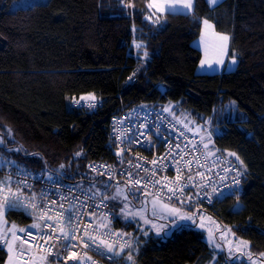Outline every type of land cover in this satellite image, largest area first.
I'll use <instances>...</instances> for the list:
<instances>
[{"label": "trees", "instance_id": "trees-1", "mask_svg": "<svg viewBox=\"0 0 264 264\" xmlns=\"http://www.w3.org/2000/svg\"><path fill=\"white\" fill-rule=\"evenodd\" d=\"M13 1L0 0V136L6 141L0 153L16 166L77 186L100 182L87 166L114 160L109 144L115 114L140 103L180 105L176 115L183 111L217 129L214 145L235 153L244 171L239 193L207 212L248 240L253 258L264 260V0H223L215 7L195 0L192 13H156L152 19L151 0H48L12 11ZM204 19L231 36L234 71L198 73L203 53L194 42ZM90 94L103 101L96 111L71 107L72 98ZM6 218L20 227L32 222L19 210ZM120 222L116 228L135 229ZM137 239L131 252L138 264L213 257L194 227ZM7 257L0 244V264Z\"/></svg>", "mask_w": 264, "mask_h": 264}, {"label": "built area", "instance_id": "built-area-1", "mask_svg": "<svg viewBox=\"0 0 264 264\" xmlns=\"http://www.w3.org/2000/svg\"><path fill=\"white\" fill-rule=\"evenodd\" d=\"M87 96L89 95L72 98L71 107L80 111L94 112L102 106V99L96 97V107H87L88 101L81 100V97ZM165 109L160 104L140 103L123 108L113 116L110 124L109 146L114 154V160H97L87 166L90 173L107 181L108 189L98 192L92 199H89L88 197L93 193L89 189L61 180L52 173L27 170L30 173L27 179L30 188L23 190L25 197L35 194L36 203L43 202L50 205L51 201L56 200L64 203L65 207L68 206V201H61V196H67L70 200L73 197H79V201L73 200V203L80 209L77 215L81 225H88L89 231L101 219H104L106 224L112 220L110 199L101 201V196L110 197L118 188H123L125 194L129 193L131 181L137 179L141 180V184L137 186L141 190L132 189L135 191V196L129 194L128 199L138 207L146 206L152 198H159L189 211L212 210L216 212L225 197L236 196L239 193L244 171L232 155L220 151L215 145H209L207 149L204 148V144H207L204 132L210 133L211 131L206 125L196 124L193 118L179 121ZM129 138L132 139L131 143H128ZM194 145L195 147H193ZM3 164L0 163V179L16 169V164L7 167ZM137 164L142 167H135ZM90 165L94 166L97 171H92ZM102 165L105 167H101ZM226 169L227 171H225ZM98 173H102V175ZM238 173L240 174L238 175ZM129 174H131V178ZM178 175L180 176L179 181H177ZM49 177L52 179L50 180ZM189 177L192 178L191 181H189ZM13 179L15 180V177ZM237 180L240 181L238 186L236 185ZM54 181L59 182L54 184ZM155 181H160V183H154ZM178 184L187 186L183 188L182 194L177 192L176 196L169 200L168 197L171 193L168 189H176ZM41 193H47V195L41 199ZM95 205L100 206L96 207ZM23 212L32 218V222L25 227L15 226L28 229L35 237L32 239V237H25L23 233H18L21 240H28V243L23 244L26 250L24 255L29 256L34 252L45 255L47 245L42 237H47L52 230L43 227V222L36 218L37 214L29 215L27 212ZM51 214L55 218V210ZM38 222L41 223V229L30 227L33 223ZM107 231L113 234H124L119 237L112 235L108 238L110 241H118L116 251H119V244L125 241H130L133 247L131 237L125 230L108 225ZM77 235L80 234L77 233ZM131 249L125 248L119 256H113L112 253L103 249L101 251H104V254L100 255L95 247L88 249L80 247L74 251L78 256L83 253L90 256L92 259L87 264H92V261L95 264H138L134 260ZM57 250L61 252V257L56 259L49 256L48 259L56 260V264H65V262L66 264H75L71 259L73 250L53 249L54 252ZM129 253L133 256L132 261L127 259Z\"/></svg>", "mask_w": 264, "mask_h": 264}, {"label": "snow or ice", "instance_id": "snow-or-ice-1", "mask_svg": "<svg viewBox=\"0 0 264 264\" xmlns=\"http://www.w3.org/2000/svg\"><path fill=\"white\" fill-rule=\"evenodd\" d=\"M195 0H151L150 3L147 4V8L150 11L149 16L147 19H152V15H155L156 13H165L168 12L170 14H175L178 9H182L184 11H192L193 5ZM209 4L215 5L219 3V0H208ZM131 7V4L127 5ZM155 10L154 12L152 10ZM203 25L205 28V32L207 34V31L210 29H213V25L209 22L208 19L203 20ZM213 35L217 36L218 43L213 45V50L216 54V59L210 60L208 58V50L206 47L205 50V58L200 61V67L204 68L205 66L212 68L213 65L217 66H224L227 68L226 65H224V61L221 58L222 55L226 54L227 49V42L229 40V37L227 35H220L213 33ZM139 48L140 45H137ZM145 56H147V52L144 53ZM233 65H235L236 61L233 59L231 61ZM135 75V74H133ZM133 77H129V81H131ZM81 100H87L88 104L87 107L89 108H95L96 107V97L94 95H89L87 97H81ZM79 103V101H77ZM166 111L168 109H165ZM132 139H128V143H131ZM203 141L201 140V143ZM6 141L3 138H0V145H5ZM195 147V145L193 146ZM204 148L207 149L208 145L204 144ZM7 151H16L20 152V148L16 149H7ZM123 151V150H122ZM77 156L81 155L80 152L76 153ZM117 155H120V153H117ZM229 155H235V153H230ZM237 160H239V157H236ZM123 162V161H122ZM155 163V161H153ZM241 164H243V161H240ZM16 164L13 160H5L3 166L7 167L10 165ZM64 166L61 165V168ZM92 171H97V169L94 166H89ZM105 167V166H101ZM137 168H141L142 166L137 164L135 165ZM147 171V169H144ZM179 171V170H178ZM227 171V169L225 170ZM102 175V173H98ZM240 173H238L239 175ZM202 175V174H201ZM30 176V173L27 171L25 167H21L19 165L16 166V169L14 171H10L8 175H6L3 179H0V244H3L7 247L8 250V264H15V256L17 254L23 255L26 250L23 248V244L28 243V240H21L18 233H23L25 237H32V239H35V237L32 236V233L28 229L23 228H17L15 225H12L11 227L6 226V221L4 220L5 214L7 212L13 211V210H23L27 212L29 215H33L34 213L37 214V220L40 222H43L44 228H50L52 230L51 234H49L47 237H42V239L45 240V244L47 245L45 252V255H41L39 257L40 264H45V262H48V257L52 256L56 259H59L61 257V252L59 250L53 251V249H63L64 251L73 250L71 259L75 262V264H87L88 261H91V257L87 256L86 253H83V255L78 256L74 249L77 248H92L95 247L96 251L100 253V255L104 254L103 250H106L108 253H112L113 256H119L121 252L124 251L125 248H132V243L130 241H125L122 244H119V251H116V247L118 244V241H110L108 238L112 235H115L117 237L122 236L124 234L122 233H110L107 231L108 224L105 223L104 219H101L99 223L92 227L91 231H89L88 225H81L79 216L77 213L80 212V209L76 206L75 203H73V200L79 201V197H73L71 200L67 196H61L60 200H67L68 206L65 207L64 203L58 202L56 200H53L49 204H45L43 202L36 203V195L33 194L30 197H25L24 195V189L30 188V185L27 183V179ZM131 178V174H129ZM15 177V180L13 179ZM51 180L52 178L49 177ZM111 179V177H109ZM180 176H177V181H179ZM189 181H191V177L188 178ZM59 181H54L55 183H58ZM154 183H160V181H155ZM240 183L239 180L236 181V185L238 186ZM141 184V180H132L131 181V188L129 189V193L124 194L123 198L124 200H128V195L131 194L135 196V191H132V189H135L136 191H140L141 189L137 188L138 185ZM147 185L145 184V187ZM186 184L180 185L178 184L176 189L169 188L168 191L171 193V195L168 197V199H172L173 196H176L177 192L183 193V188L186 187ZM94 187V185H92ZM15 189V190H13ZM58 191V189H57ZM71 191V189H69ZM215 192V189H213ZM97 193L93 192L92 196L88 197L89 199H92ZM117 194L119 195V189L117 190ZM47 195V193H41V199ZM105 199H116L115 196L108 197V196H101V201ZM179 199V197H177ZM190 199V198H189ZM154 214H155V208L159 204L160 207L169 209V206L167 204H163L159 201L158 198H154L152 200ZM96 207H99L100 205H95ZM128 205L125 204L124 208H127ZM55 210V218L51 213H53ZM122 214H124L126 217L129 215L128 213L124 212V209H121ZM83 215V213H80ZM95 215V213H93ZM135 215H140V213H136ZM135 215L133 218H135ZM169 215H176L179 216L180 219L183 220H189L192 221V223H196V219L193 215H185L180 212L177 208H170L169 209ZM143 218V217H142ZM106 219V218H105ZM149 221L145 219V223H148ZM202 226V225H201ZM31 228L41 229V223H33ZM154 228L157 230V234L160 232V228H157L156 225H153ZM162 227V226H161ZM179 227V225H177ZM101 229H104V231H101ZM230 231V230H228ZM77 233L80 235L78 236ZM147 235V233H145ZM210 235V240H211ZM19 242V243H18ZM52 242V243H49ZM216 247H220L219 244L215 245ZM248 249L247 252V258L250 261V264H257V261L253 258L251 254L250 246L247 244L246 241H237L235 246V252H239L241 254H244V250ZM229 256L232 258L233 254V247L229 246ZM261 258H264V253L260 254ZM32 259V257H30ZM127 259L129 261L133 260V256L131 253L127 255ZM48 264H56V260H53L51 262H48ZM66 264V262H65ZM92 264H95L94 261H92ZM262 264H264V261H262Z\"/></svg>", "mask_w": 264, "mask_h": 264}, {"label": "rangeland", "instance_id": "rangeland-1", "mask_svg": "<svg viewBox=\"0 0 264 264\" xmlns=\"http://www.w3.org/2000/svg\"><path fill=\"white\" fill-rule=\"evenodd\" d=\"M46 2H48V0H15L13 1L10 9L14 11L20 8H28L36 4L46 3ZM213 40L215 41L214 37ZM177 107H179V109L181 110L180 105H175L172 103L169 104V109L170 111H172L174 118H176L179 121H187L191 119V116H188L183 111H180L179 116L176 115L178 111ZM195 123L199 124L196 121ZM203 125H206L207 128L211 130L210 133L204 132V137L205 140L207 141V145L214 146L213 138L217 129L215 130L211 123H207ZM0 138L2 137L0 136ZM80 156L81 155L79 156L76 155V158ZM5 160L7 159L4 157L2 153H0V163H4ZM92 185H94V187H92ZM79 186L85 187L91 190L92 192H96V193L102 192L105 189H108L109 187L105 179H101L100 182H94V183H80ZM118 189L120 193L119 195L117 194ZM118 189H116L110 196V197L115 196L116 199H110L112 220L108 222V225L115 227L116 222L119 221H121L120 223L123 222L122 224L134 225L135 229L131 231H127L123 228H119L120 230H125L130 235L133 245L136 244L138 240L137 238L139 237L142 236L146 238H149L151 236L169 237L176 228H179L181 226H188V227H194L195 229L201 231L204 234L205 240L209 245L212 256H217L219 252L226 253L228 255L226 259L227 263L230 262L231 264H250V261L247 258L248 249H245L244 254H241L239 252H235V246L237 241H246L250 247H251V243L248 240L237 236L231 226L222 225L218 219H216L213 215H211L207 211H198V210L189 211L158 198L161 203L167 204L169 206V209L177 208L180 210L182 214L193 215L196 219V223L194 224L192 223V221L180 219L179 216L169 215V209L162 208L160 207L159 204L156 206L155 214H154V209L152 204V200L154 198H152L151 201L146 206L138 207L137 205L133 204L129 199L127 201L124 200L123 196L125 193L123 191V188H118ZM125 204L128 205L127 208H124ZM236 207L237 209H239L241 205L239 204ZM121 209H124V212L128 213L129 215H127L126 217L124 214H122ZM136 213H140V215H135ZM134 215L135 218H133ZM145 219H147L149 222L145 223ZM153 225H156L157 228L161 229L159 234H157V230L156 228L153 227ZM177 225H179V227H177ZM145 233H147V235H145ZM210 235L212 238L211 240H210ZM230 242H231V246L234 249L232 258H230L228 251ZM216 244H219L220 247L219 248L216 247L215 246ZM255 260L259 262L257 259Z\"/></svg>", "mask_w": 264, "mask_h": 264}, {"label": "crops", "instance_id": "crops-1", "mask_svg": "<svg viewBox=\"0 0 264 264\" xmlns=\"http://www.w3.org/2000/svg\"><path fill=\"white\" fill-rule=\"evenodd\" d=\"M222 1L223 0H219V3H221ZM219 3H217L215 5H211V4L210 5L212 7H215ZM194 6H195V2H194L193 10L192 11H184L182 9H178L176 13H180V14H189V13H192L194 11ZM165 13H168V12H165ZM165 13H159V14H165ZM211 24L213 25V23H211ZM213 33L220 34V35H226V34L218 33L216 31L214 25H213V29L208 30L207 31V34H206L205 28H204V25H203V30H202L201 37L194 42V45L199 50H201V52L203 53V59L205 58V50H206V47H207V50H208V58L210 60L216 59V54H215V52L213 50V45L216 44V43H218L219 41L217 39V36L213 35ZM227 36L229 37V40L227 42L226 54L222 55V57H221L223 59V61H224V65H226L227 68H225L224 66H217L215 64L213 65L212 68H209L207 66H205L204 68H201L200 65H199V67H198V73H200V74L221 73L222 74L224 72L234 71L237 68V66H238V59L234 55L231 54V36L230 35H227ZM213 37H214L215 41L213 40ZM233 59H235V61H236L235 65H233L231 63V61ZM165 107L167 109H169V104H167ZM6 217H7V213L5 214L4 220L6 221V226L7 227H11L13 224H9ZM23 248H24V246H23ZM5 249H6L7 253H8V250H7V247L6 246H5ZM40 256H41V254L36 253V252L32 253L29 256L24 255V254L21 256V255L17 254L15 256V264H40V261H39V257ZM30 257H32V259H30ZM227 257H228V255L226 253L219 252L217 256H213L209 261H207L205 263L196 262V263H193V264H231L230 262L229 263L226 262ZM254 259H257L259 261V262H257V264H262V261H264L263 259H260V258H257V257H254ZM51 261L52 260L48 259V262H51ZM48 262H45V264H48ZM4 264H8V257H7V259H6V261H5Z\"/></svg>", "mask_w": 264, "mask_h": 264}]
</instances>
